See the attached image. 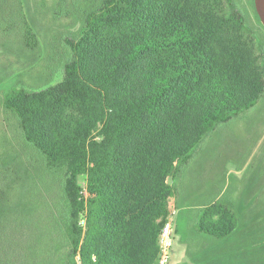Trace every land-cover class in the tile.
I'll use <instances>...</instances> for the list:
<instances>
[{"label":"trees","instance_id":"16d2710c","mask_svg":"<svg viewBox=\"0 0 264 264\" xmlns=\"http://www.w3.org/2000/svg\"><path fill=\"white\" fill-rule=\"evenodd\" d=\"M100 1L72 0L84 26L79 40L68 41L60 88L15 91L4 104L25 146L45 160L48 183L59 186L65 211L52 223L71 239L70 259L157 264L175 195L168 179L183 181L204 139L256 105L263 72L241 19L225 14L222 0ZM250 191L236 203L232 193L210 199L193 217L192 264H264V245L227 249L243 236ZM220 202L237 218L222 207L216 219Z\"/></svg>","mask_w":264,"mask_h":264},{"label":"rangeland","instance_id":"374dc122","mask_svg":"<svg viewBox=\"0 0 264 264\" xmlns=\"http://www.w3.org/2000/svg\"><path fill=\"white\" fill-rule=\"evenodd\" d=\"M62 1L0 0V264H81L78 256L70 259L71 239L54 228L52 217L65 211L59 186L48 183L45 160L25 146L17 118L4 104L15 91L58 90L62 85L71 52L68 41L79 40L84 26V11L72 10V0H66L69 14L60 16ZM222 1L225 14L239 17L253 41L264 83L263 27L249 0ZM201 144L184 180L168 179L175 189L169 201L173 246L168 264H192L189 246L199 236L192 219L207 201L232 193L236 203L248 187L243 236L227 249L244 253L251 245H264V84L254 107L220 124ZM79 185L88 199L86 175L79 177ZM219 207L216 219L224 215L222 207L237 218L231 205L220 202ZM79 223L86 232V213Z\"/></svg>","mask_w":264,"mask_h":264},{"label":"built area","instance_id":"2783aa9c","mask_svg":"<svg viewBox=\"0 0 264 264\" xmlns=\"http://www.w3.org/2000/svg\"><path fill=\"white\" fill-rule=\"evenodd\" d=\"M170 229L171 225L167 223L164 228L162 229L160 236H159V248H160V255H159V264H168L170 262L171 257V248L173 243L170 238Z\"/></svg>","mask_w":264,"mask_h":264},{"label":"water","instance_id":"95a60500","mask_svg":"<svg viewBox=\"0 0 264 264\" xmlns=\"http://www.w3.org/2000/svg\"><path fill=\"white\" fill-rule=\"evenodd\" d=\"M256 12L264 26V0H254Z\"/></svg>","mask_w":264,"mask_h":264},{"label":"crops","instance_id":"0c3cea01","mask_svg":"<svg viewBox=\"0 0 264 264\" xmlns=\"http://www.w3.org/2000/svg\"><path fill=\"white\" fill-rule=\"evenodd\" d=\"M191 170H192V169H191ZM191 170H190V171H191Z\"/></svg>","mask_w":264,"mask_h":264}]
</instances>
